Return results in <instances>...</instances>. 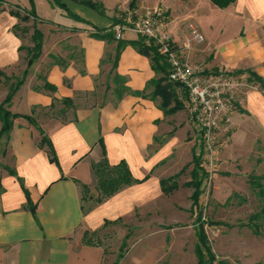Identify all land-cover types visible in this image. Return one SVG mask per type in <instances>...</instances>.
Returning a JSON list of instances; mask_svg holds the SVG:
<instances>
[{
    "label": "crops",
    "instance_id": "obj_1",
    "mask_svg": "<svg viewBox=\"0 0 264 264\" xmlns=\"http://www.w3.org/2000/svg\"><path fill=\"white\" fill-rule=\"evenodd\" d=\"M0 1V70L18 75L28 65L22 46H32V41L24 43V34L14 31L22 21L11 10L24 12L31 4L30 0ZM61 1L82 20L52 0H35L37 28L44 35L42 54L9 108L37 119L53 143L57 161L40 146L42 134L35 125L23 116L14 119L8 137L12 161L0 180V264H177L173 249L179 231L173 217L169 218L173 223L168 217L159 221L158 211L162 202L170 200L174 206L180 189L179 184L165 194L161 180L177 174H164V168L183 145L172 134V122L181 111L167 116L153 100L131 93L116 101L112 90L102 103L105 86L101 84L111 69L110 63L102 65V59L116 42L109 44L92 33L95 27L114 30L119 7L126 1L93 0L103 5V12L80 0ZM168 4L175 40L181 39L189 23L205 36L189 51L191 62L208 73L225 71L248 79L254 72L264 78V0H235L226 7L213 0H170ZM126 5L138 11L156 7L135 1ZM29 32L32 35L34 27ZM138 37L125 29L121 39ZM117 71L133 91L144 90L157 75L150 58L130 44L121 53ZM45 82L55 90L45 89ZM54 98L73 99L75 108L68 110L67 120L50 113ZM255 98L264 102L259 90L239 97L238 109L244 112H234L233 124L242 114L260 119ZM105 158L110 165L124 161L138 181L97 202L100 190L93 166ZM82 185L89 188L86 200ZM25 189L36 205V215L28 206ZM114 229L120 244L110 247ZM86 233L94 234V243L86 241Z\"/></svg>",
    "mask_w": 264,
    "mask_h": 264
},
{
    "label": "rangeland",
    "instance_id": "obj_2",
    "mask_svg": "<svg viewBox=\"0 0 264 264\" xmlns=\"http://www.w3.org/2000/svg\"><path fill=\"white\" fill-rule=\"evenodd\" d=\"M129 1L168 9L170 0ZM21 13L24 14L23 11ZM121 13L124 14L120 6L119 14ZM19 25L22 28L26 27L29 32L34 27V20L33 22L31 19L27 22L22 21ZM27 31L21 29L20 33L25 36L24 43H27L28 40L32 41V46H27V44L22 46L25 50V57L28 59L30 55L28 48L33 49L34 47L32 38L34 32L31 35L30 32L26 34ZM22 74L20 72L18 75L9 76L11 80L0 76V104L9 93L11 85L16 83ZM242 80L248 85L240 92L239 97L250 90H259L264 95V87L262 88L258 83L250 82L247 78H242ZM253 102L261 111V115L256 112L260 121L256 117L241 113L243 118L237 125L233 124L236 120L234 112L239 113L237 104V108L231 114L234 120L231 119L229 128L220 135L221 146L217 152L220 166L208 172V177L202 186L203 194L200 198V207L205 219L204 228L216 257L213 264H264V231L258 235L247 226L250 217L264 206V195L253 188L249 181L250 175L264 174V102L257 98ZM172 124L175 128L172 134L179 136L183 145L168 159L164 174L181 173L178 178L180 189L174 197V206H170L172 203L170 200L167 203L162 202L160 211H158L159 221H162V217L174 218L175 223L170 222L171 219L168 222L173 223V226L179 231L175 234L179 240L173 249L176 263L199 264L196 253L198 239L194 229L195 226L197 227L195 221L197 209L192 207L191 199L193 187H188L184 183L192 179V171L195 166L194 155L201 156L202 162L204 161L201 154V136L188 108L181 110L175 116ZM1 127L2 122L0 121V129ZM164 134L168 133L164 132ZM11 161L8 136L4 134L0 138V180L2 175L7 172L8 164ZM120 226L124 227L125 225L121 223ZM261 228L264 230V227ZM118 229H114L111 240H108L110 247L120 244Z\"/></svg>",
    "mask_w": 264,
    "mask_h": 264
},
{
    "label": "trees",
    "instance_id": "obj_3",
    "mask_svg": "<svg viewBox=\"0 0 264 264\" xmlns=\"http://www.w3.org/2000/svg\"><path fill=\"white\" fill-rule=\"evenodd\" d=\"M80 1L85 5H88L100 12H103V5L101 3L95 2L93 0ZM234 1L235 0H213V2L219 5L220 7H226ZM52 2L58 7L66 10L69 15H71L73 18L82 20L79 15L70 11L66 4L61 0H52ZM30 4L31 9H24V14L21 13V10L18 9L11 10V12L16 17L20 18L21 21L27 22L30 21V19L34 20V34L32 37L34 47L33 49L28 48L30 55L27 59V69H25V71L23 72L22 77L17 79V82L11 85L9 93L6 95L5 99L0 104V121L2 122V127L0 129V138L4 134L9 137V134L14 124V119L23 116L41 131L42 138L40 141V146L47 148L48 154L52 161H57V156L53 143L50 138L46 135L37 119L33 115H21L19 113H13L9 109L14 95L25 82L26 76L29 72V68L32 66L34 60L38 59L42 54L44 35L43 32L36 26L38 15L35 10V0H30ZM1 6L2 3L0 1V11ZM118 21L119 19L116 18L114 24ZM21 29L23 31H27L26 27L22 28L19 24L15 25L14 27V31L18 35L20 34ZM92 36L106 40L109 44L112 42H116V44L112 47L111 50L108 48L104 58L102 59V65L105 63L111 64V69L106 75V80L104 81V83L101 84L102 86H105V93L103 94L104 98L102 103L105 102V100L108 98L110 90H112L111 94L115 97L116 101H120L127 93L151 99L156 102L157 106L167 116L176 114L177 112L188 108L187 89L180 83L173 82L169 79V65L165 58L158 53L157 46L153 42L147 40L145 37H142L140 35L136 40H124L121 38L116 39L113 28L102 29L95 27V31L92 33ZM128 44L133 45L140 53L150 58L152 68L157 74L155 78L148 81L146 87L142 91L131 90L130 87L127 85L126 77L120 75L117 71L121 53ZM81 71L84 72L83 69H81ZM0 76H4L6 79L11 80V77L7 76L6 73L1 70ZM100 79L101 75L99 77H96V83L101 81ZM248 80L250 82L258 83L262 88L264 87V78L254 72H250ZM97 85L100 86L99 83H97ZM43 87L45 89H50L51 91L55 90V87L48 82H45ZM93 95L96 96L97 93L95 92L93 93ZM71 108H75L74 101L72 98H54V101L49 107V110L54 117L67 120V112ZM239 109L244 112V109H241L240 107ZM193 160L195 166L192 171V179L188 182H185L184 185L188 187H193V192L191 195L192 207L197 209V215L195 220L197 225V227L195 226V229L198 239L196 253L199 258V264H213L216 257L204 228L205 219L203 217V212L200 207V198L203 194L202 186L204 180L208 177V173L202 165L201 156L194 155ZM93 169L97 177L98 188L100 190V196L98 197L97 202H101L104 198L116 193L123 187L138 181L133 178L128 165L124 161L116 165H110L108 160L105 158L102 162L95 164L93 166ZM10 172L14 174L13 170H10ZM180 174L181 173H178L174 176H170L168 178H162L161 184L165 194H170L179 188L178 178L180 177ZM249 181L253 188L258 190L260 194L264 195V174L250 175ZM82 189L83 198L84 200H86L87 195L89 193V188L86 185H82ZM25 192L28 200V206L30 207L33 214L36 215V205L31 201L29 192L26 189ZM247 226L253 229L254 233L258 235L262 234V232L264 231L261 228L264 227V206L259 212L253 214L250 217ZM93 235L94 234L86 233V241L89 243H94ZM124 246H126L125 243H123L122 248H124Z\"/></svg>",
    "mask_w": 264,
    "mask_h": 264
},
{
    "label": "built area",
    "instance_id": "obj_4",
    "mask_svg": "<svg viewBox=\"0 0 264 264\" xmlns=\"http://www.w3.org/2000/svg\"><path fill=\"white\" fill-rule=\"evenodd\" d=\"M121 3L119 21L114 24L116 39L125 29H132L157 46L158 53L169 65V79L180 83L188 91L187 106L201 136L202 165L207 173L220 166L218 148L220 135L231 124V114L237 108L239 94L248 85L241 78L225 71L208 73L200 64L190 61L189 51L195 44L205 41L204 34L195 23H189L179 41L170 31L167 8L154 7L138 11Z\"/></svg>",
    "mask_w": 264,
    "mask_h": 264
}]
</instances>
